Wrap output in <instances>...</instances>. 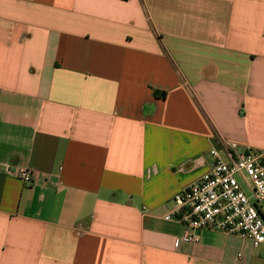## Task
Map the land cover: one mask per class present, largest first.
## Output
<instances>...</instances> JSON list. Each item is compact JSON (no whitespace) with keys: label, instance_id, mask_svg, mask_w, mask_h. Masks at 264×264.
I'll use <instances>...</instances> for the list:
<instances>
[{"label":"crops","instance_id":"crops-1","mask_svg":"<svg viewBox=\"0 0 264 264\" xmlns=\"http://www.w3.org/2000/svg\"><path fill=\"white\" fill-rule=\"evenodd\" d=\"M221 141L264 150V0H0V264H264L165 219Z\"/></svg>","mask_w":264,"mask_h":264},{"label":"built area","instance_id":"built-area-1","mask_svg":"<svg viewBox=\"0 0 264 264\" xmlns=\"http://www.w3.org/2000/svg\"><path fill=\"white\" fill-rule=\"evenodd\" d=\"M213 148L211 170L174 197L175 213L166 216L184 226L176 246L197 243L198 232L215 230L264 245V150L241 151L236 143ZM18 177L33 184L34 173L22 169ZM249 179L251 196L239 180Z\"/></svg>","mask_w":264,"mask_h":264},{"label":"rangeland","instance_id":"rangeland-1","mask_svg":"<svg viewBox=\"0 0 264 264\" xmlns=\"http://www.w3.org/2000/svg\"><path fill=\"white\" fill-rule=\"evenodd\" d=\"M239 180H240V182L242 184V187H243L244 191L246 192V194L248 196H251V194H252V192H251V183H250L249 179L246 178V180L244 181V180H242V178L241 179L239 178Z\"/></svg>","mask_w":264,"mask_h":264}]
</instances>
